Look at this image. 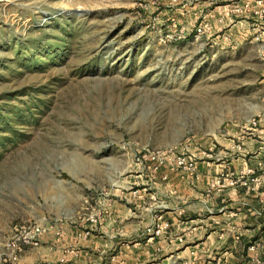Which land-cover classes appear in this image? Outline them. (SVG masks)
<instances>
[{
  "label": "rangeland",
  "instance_id": "374dc122",
  "mask_svg": "<svg viewBox=\"0 0 264 264\" xmlns=\"http://www.w3.org/2000/svg\"><path fill=\"white\" fill-rule=\"evenodd\" d=\"M236 1L0 0V264H200L105 226L116 198L146 212L149 178L183 171L143 152L221 159L262 121L264 59L215 17Z\"/></svg>",
  "mask_w": 264,
  "mask_h": 264
},
{
  "label": "crops",
  "instance_id": "0c3cea01",
  "mask_svg": "<svg viewBox=\"0 0 264 264\" xmlns=\"http://www.w3.org/2000/svg\"><path fill=\"white\" fill-rule=\"evenodd\" d=\"M233 4L229 7L223 5L215 17L220 18V21L230 18L234 24L232 32L237 27H244L245 34L264 59V18L251 11L235 13L231 11ZM224 38L227 36L224 35ZM262 69L264 75V62ZM260 114V126H249L244 134L235 133L239 135L238 139H231L229 142L234 148L238 142H242L245 145L244 151L235 148V151L231 152L228 145V151L222 150L224 155L221 159L218 157L198 160L196 172L193 174L170 171L166 180L159 175L150 177L149 192H145V199L139 201L140 204L143 202L144 208L148 210H134L129 213L121 202L122 197H118L115 199L117 209L107 216L105 230L117 232L121 236L124 232L137 231L140 233L139 238L134 242L141 248L152 249V252L168 248L170 257L180 259L191 255L192 258L198 259L200 264H250L247 248L257 239L262 241L261 255L264 258V217L256 216L254 209L243 203L246 200L251 202L252 206L261 204L264 198V183L260 190L247 192L248 194L241 185L216 187L208 192L220 172L237 174L249 168L260 169V162L264 161V110ZM142 184L146 185L144 180ZM146 186L143 188L146 189ZM159 200H165L168 209L158 208ZM222 208L227 210L224 213L221 210L220 213L209 212L210 209L218 211ZM233 213L237 215L234 217ZM160 215L170 223L168 232L143 235L145 227L151 225L155 217ZM127 224L131 227L127 228ZM181 237L182 242L179 240ZM125 241L119 237L112 240L111 244L122 247ZM193 252L195 256H192Z\"/></svg>",
  "mask_w": 264,
  "mask_h": 264
},
{
  "label": "built area",
  "instance_id": "2783aa9c",
  "mask_svg": "<svg viewBox=\"0 0 264 264\" xmlns=\"http://www.w3.org/2000/svg\"><path fill=\"white\" fill-rule=\"evenodd\" d=\"M256 3V4H255ZM255 4V5H254ZM231 11L235 13H246L248 11L254 12V14L260 18H264V0H243L242 2H235L232 6ZM206 25H199L197 27L198 34L205 30ZM260 119L252 118L251 123L253 126H258ZM149 151L143 152L138 159L139 160H153L152 164L148 166L153 171H158L163 165L167 167L168 170H183L185 172L194 173L197 168V162L191 156L186 154L177 153L175 151L169 150L167 154ZM168 172H164L162 178L166 179L168 177ZM264 183V161L260 162V169L249 168L247 170H242L240 173L233 172H223L216 176L208 188V192H211L216 187L222 186H243L247 189V192H257L260 190ZM245 206L254 209V212L259 217H264V210L259 206H252L251 202L244 201ZM264 206V199L262 202ZM170 228L169 223L160 215L158 216V222L156 224L155 234L168 232ZM154 230V228L149 229V231ZM41 230L39 226H36L33 230L34 234L40 233ZM264 236V233H263ZM31 239L30 235L24 237V241H29ZM181 242L183 238L179 239ZM261 240H254L248 246V252L250 254V264H264V258L261 255Z\"/></svg>",
  "mask_w": 264,
  "mask_h": 264
}]
</instances>
